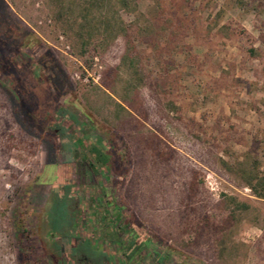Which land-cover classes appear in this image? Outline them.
Listing matches in <instances>:
<instances>
[{
    "label": "rangeland",
    "instance_id": "374dc122",
    "mask_svg": "<svg viewBox=\"0 0 264 264\" xmlns=\"http://www.w3.org/2000/svg\"><path fill=\"white\" fill-rule=\"evenodd\" d=\"M127 1L0 0V264H264V0Z\"/></svg>",
    "mask_w": 264,
    "mask_h": 264
},
{
    "label": "trees",
    "instance_id": "16d2710c",
    "mask_svg": "<svg viewBox=\"0 0 264 264\" xmlns=\"http://www.w3.org/2000/svg\"><path fill=\"white\" fill-rule=\"evenodd\" d=\"M129 4L130 2H128L127 0H81L82 16H80V21L81 23L84 22L90 25L88 29H91V27L93 28L92 33L89 35L90 36L89 38L92 39L94 34H96L97 32L99 33L98 29L100 27L104 28L103 30L104 32H108L109 30H111L110 27L112 28L113 31L117 29H120V30L124 29V25L119 18L120 16H119V11H118L117 6L120 5L119 7H129ZM94 23H97V24H95L96 26L93 27L92 24ZM181 25L182 23L179 22V24H177V27ZM82 29H83L82 32L81 31L79 32L80 39L84 37V32H85L84 30L86 29V27ZM125 33H126V30H124V34ZM249 52H250V55L255 56V50L251 49ZM128 61L130 62V65L133 67V69L135 70L138 69L139 63L135 60L133 56H129ZM15 62L18 63V60L16 59ZM27 98H28L29 104H31L33 103L32 101H36L37 97L36 98L27 97ZM117 103L123 109H127V107L125 106V103H127V101L124 100L122 101V103H119V102ZM130 106L133 107L132 109L138 108L137 110H140L142 108V102L139 99L135 98L133 102L130 104ZM18 114L20 116L21 121L24 123V125L29 130L31 131L36 130L34 126H32L31 123L29 122L26 116V113L24 109L21 108V106L18 108ZM40 134H41V138H43L44 140L49 138V135L46 134L45 132L43 133L40 132ZM76 143L79 149H81V151L79 152L80 156H84L83 159L85 161H88L89 166L93 168V170H95L98 166L105 167V168L112 167V162L110 161L109 155L104 152V146H103L102 139H98L96 143L88 142L87 135H85L83 132H80V135L77 136ZM156 154L159 156H162V152H156ZM251 181L252 182L256 181V184L253 185ZM249 183L250 185H252L254 193L258 197H264V178H260L257 175L250 176ZM227 202L229 204L226 207L229 209L231 208V206H233L234 208L238 207V201L236 198L228 197ZM57 212H58L57 216L59 218V224L55 221V228L57 231H60V227L66 223L65 220L64 222H62V215L63 213L65 214V212L62 211L61 208H57ZM69 213L68 211H66V216L69 215L71 221H75V217L71 216ZM137 248H138L137 250H139L141 248V245H137ZM123 255L126 259L129 258L125 254V251L123 252ZM22 259L26 261V256L23 253H22Z\"/></svg>",
    "mask_w": 264,
    "mask_h": 264
}]
</instances>
